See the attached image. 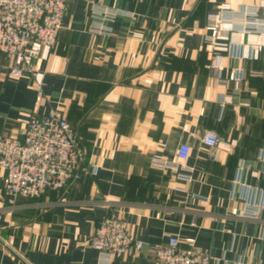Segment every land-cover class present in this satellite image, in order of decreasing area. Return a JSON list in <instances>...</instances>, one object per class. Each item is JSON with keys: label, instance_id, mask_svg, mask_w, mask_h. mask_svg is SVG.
I'll return each instance as SVG.
<instances>
[{"label": "crops", "instance_id": "1", "mask_svg": "<svg viewBox=\"0 0 264 264\" xmlns=\"http://www.w3.org/2000/svg\"><path fill=\"white\" fill-rule=\"evenodd\" d=\"M93 1L132 16L117 17L105 35L91 30L92 0H68L37 77L0 67V135L59 109L87 163L66 187L14 203L0 168V264H102L90 239L105 215L144 243L107 264H151V248L168 235L194 237L209 264L260 260L264 210L253 219L242 208L264 205V46L257 58L224 55L222 71L209 68L202 47L209 10L258 0ZM235 69L244 73L238 85L225 77ZM210 133L220 146L204 142ZM183 141L189 179L153 164L174 159Z\"/></svg>", "mask_w": 264, "mask_h": 264}, {"label": "built area", "instance_id": "2", "mask_svg": "<svg viewBox=\"0 0 264 264\" xmlns=\"http://www.w3.org/2000/svg\"><path fill=\"white\" fill-rule=\"evenodd\" d=\"M68 0H0V67L13 76L28 74L37 77L42 71L41 50L53 48L58 42L61 19ZM132 13L92 0L91 30L109 35L111 22ZM264 46V0L234 8L228 2L217 4L206 15L202 47L210 55L209 68L223 70L221 58H257ZM227 79L239 84L242 69L229 70ZM43 93L39 88L36 101ZM226 99L225 97L223 98ZM204 142L220 146L218 137L208 134ZM191 146L179 143L174 159H154L153 164L173 171L180 179H189L187 166ZM264 160V151L259 154ZM0 168L5 172L4 190L8 201L35 198L46 190H58L87 171L86 149L73 126L59 109L45 114H32L16 135H0ZM91 173L96 172L92 166ZM264 205L246 201L242 215L258 218ZM102 264L113 256L140 250L144 243L129 231L127 223L113 215L103 216L90 239ZM151 264H209V254L196 246L194 237L180 239L168 235L163 245L153 246ZM235 264H264L237 260Z\"/></svg>", "mask_w": 264, "mask_h": 264}, {"label": "water", "instance_id": "3", "mask_svg": "<svg viewBox=\"0 0 264 264\" xmlns=\"http://www.w3.org/2000/svg\"><path fill=\"white\" fill-rule=\"evenodd\" d=\"M164 42H165V39L162 41V43H161V45H160V47H159V49H158V52H157V55H156V56H158L159 52L161 51Z\"/></svg>", "mask_w": 264, "mask_h": 264}]
</instances>
